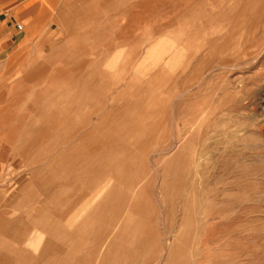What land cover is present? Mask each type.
Instances as JSON below:
<instances>
[{
    "label": "rangeland",
    "instance_id": "obj_1",
    "mask_svg": "<svg viewBox=\"0 0 264 264\" xmlns=\"http://www.w3.org/2000/svg\"><path fill=\"white\" fill-rule=\"evenodd\" d=\"M0 9L18 33L0 43V190L19 194L1 209L21 216L0 264H264V0ZM52 95L76 114L23 161L15 118L43 127ZM66 136L45 201L28 172Z\"/></svg>",
    "mask_w": 264,
    "mask_h": 264
},
{
    "label": "crops",
    "instance_id": "obj_2",
    "mask_svg": "<svg viewBox=\"0 0 264 264\" xmlns=\"http://www.w3.org/2000/svg\"><path fill=\"white\" fill-rule=\"evenodd\" d=\"M9 1V0H8ZM21 3H25L27 0H18ZM84 4H102L101 2H82ZM68 19V17H67ZM66 19H64L65 21ZM15 21H17V15H13L9 12H3L0 9V43L3 41L2 45H4L6 42L7 43H14L18 37V33L16 30V25ZM55 23H58L57 20L54 21ZM132 24L126 23L124 26H122L121 32L117 35L118 36H130L129 31L131 28ZM82 35H76L77 38H80ZM52 51V50H50ZM79 46L77 48H68V52H79ZM23 81V80H22ZM25 81H31V80H25ZM72 81V80H71ZM92 86H96V80H92ZM74 103H78L77 100H69L67 96L64 97V100L60 102L61 105L57 102H53V95L50 98V108L48 112H45L43 114H39L38 118L47 120L46 122L42 123L44 129L43 132L39 134L37 132L38 130H42L43 127L37 128L36 123L25 121L28 120L26 119V116H21L15 118L16 120H19V122H15L13 125V135L18 144V149L21 151L22 159L25 161L27 156L34 151L37 150L38 147H40L43 143L48 138H52L54 134H59L61 132H65L63 130L66 126L67 123L63 122L64 119H70L73 118V114H76V110L74 107ZM32 110H36L35 108ZM39 110L37 109V112ZM40 112V111H39ZM38 112V113H39ZM36 113V115L38 114ZM102 117V116H101ZM100 117V118H101ZM62 120L59 122L58 120ZM92 119V118H91ZM55 120V121H53ZM77 136V135H76ZM73 137L70 141L69 138L66 136L60 142V148H59V154L55 159L48 158V162H44L42 164H39L37 168H34V170L28 172L29 174V181L26 184H32L37 188L38 191L42 192L45 191V201L47 199L52 198V196L49 194L52 192L55 188L57 187L53 186V167L56 165H63V157H65L66 152L69 150V144L73 145V149H79V144L77 137ZM13 138V139H14ZM73 140V141H72ZM21 142V143H19ZM60 160V161H59ZM54 161H56V164H54ZM59 161V162H58ZM39 176V177H38ZM40 184V186L38 185ZM25 190V187L23 188ZM6 192L1 189L0 190V238L5 236L7 238H10L12 242H19L18 239L16 238V233L17 231L20 230L21 226V216H15L14 214L13 217L7 216L6 212L1 209V206L3 203L9 204L10 201H14V199L19 197V194L17 195L16 193H12L9 195L8 199H6V202L4 201L5 199ZM3 200V201H2ZM8 201V202H7ZM2 203V204H1ZM46 213V211H44ZM37 214V207L33 209H28L26 215H36ZM2 240V239H1ZM2 242V241H1Z\"/></svg>",
    "mask_w": 264,
    "mask_h": 264
},
{
    "label": "built area",
    "instance_id": "obj_3",
    "mask_svg": "<svg viewBox=\"0 0 264 264\" xmlns=\"http://www.w3.org/2000/svg\"><path fill=\"white\" fill-rule=\"evenodd\" d=\"M17 28H18L19 30H23L24 26H23V24L18 23V24H17Z\"/></svg>",
    "mask_w": 264,
    "mask_h": 264
},
{
    "label": "bare ground",
    "instance_id": "obj_4",
    "mask_svg": "<svg viewBox=\"0 0 264 264\" xmlns=\"http://www.w3.org/2000/svg\"><path fill=\"white\" fill-rule=\"evenodd\" d=\"M73 141V140H72ZM171 150V149H170ZM122 160V159H121ZM195 167V166H194Z\"/></svg>",
    "mask_w": 264,
    "mask_h": 264
}]
</instances>
